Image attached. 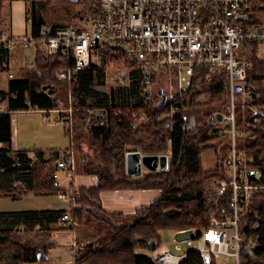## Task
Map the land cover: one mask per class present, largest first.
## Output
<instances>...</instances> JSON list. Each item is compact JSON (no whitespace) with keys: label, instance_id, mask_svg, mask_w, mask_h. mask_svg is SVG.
Listing matches in <instances>:
<instances>
[{"label":"trees","instance_id":"obj_1","mask_svg":"<svg viewBox=\"0 0 264 264\" xmlns=\"http://www.w3.org/2000/svg\"><path fill=\"white\" fill-rule=\"evenodd\" d=\"M5 1L0 0V24L3 23ZM244 1L248 12L247 27L264 26V0ZM31 2L28 10L31 35L39 36L47 25L43 15L44 6ZM90 2L91 11L83 17L89 20L97 17L100 8L99 0ZM81 19L73 26H80ZM60 27L66 25L53 24L48 33L52 35ZM3 31H0V36ZM254 45L257 49L259 44L255 42ZM40 47H36L34 62L26 68L28 75L12 79L7 93L0 95V103L8 95V110L0 112V143L5 146L0 147V175L5 178L0 181V195L57 192L53 174L57 159L61 155L59 151L46 157V153L40 150L31 157L26 150L12 149L14 112L28 110L33 106L62 111L59 103L62 98L57 97V94L50 95L49 90L43 89V86H56V83L63 82L57 80L56 76L65 67L64 59L45 52L40 54ZM10 53L11 50L1 43L0 66L6 65L8 68ZM250 61L247 77L249 94L246 96V103L259 108L261 113L256 116L249 108L238 107L237 126L248 133L243 142L253 156L250 165L257 166L264 177V59L255 54L250 57ZM103 67L78 70L70 78L71 81L66 83L68 91L74 95L71 104L76 109H83L84 117L88 115L90 119L82 126L79 124L77 130L83 127L89 138L87 144L93 153L87 162L86 171L96 181L94 187L79 189L76 209L73 210V218L78 223L69 225L62 220L66 211L63 209L0 213V264H39L48 258L44 256L48 255L49 249L46 246L40 249L15 239L12 226L16 224H40L47 228L50 223L61 221L67 224L62 227L64 230L84 226L93 240L88 247L87 244L84 245V250L78 249L72 264H155L150 256L137 250L144 248L151 251L161 244L162 230L208 226L213 214L219 218L222 216V211L227 206L226 199L218 197L212 181L225 173L228 145L215 147L218 161L212 169L203 167L201 152L206 147H214L208 144L213 139L222 138L227 141L224 136L213 133L210 121L216 111L226 108V73L221 71L211 80L202 79L196 82L188 92V95L192 94L190 101L181 105L175 121L170 123L169 120L156 118L162 108H158L155 101L146 102L142 95H137L141 76L136 71L130 72L131 87L135 93L131 104L117 102V95L105 94L103 87L96 95L93 84L98 88V85L106 83L107 74ZM222 99L224 105L218 110ZM94 107L98 110L94 111ZM142 112L147 115V119L136 117ZM198 120L207 121L199 124ZM80 131L79 139L84 133ZM66 134L69 135L68 129ZM73 142L74 140L71 141V148ZM132 147L148 155L169 154L168 168L152 171L146 169L139 176L127 175L126 153ZM14 177L25 182L23 191L17 187L18 193H15L11 188V179ZM70 188L75 189L73 177ZM146 188H157L161 193L150 205L138 208L133 215L109 212L103 206V191ZM240 227L242 236L251 242L250 246L246 243L242 246L241 263L264 264V190L244 208ZM49 229L51 228L48 227ZM41 250L44 255L39 259ZM183 264L202 263L197 254L191 252Z\"/></svg>","mask_w":264,"mask_h":264},{"label":"built area","instance_id":"obj_2","mask_svg":"<svg viewBox=\"0 0 264 264\" xmlns=\"http://www.w3.org/2000/svg\"><path fill=\"white\" fill-rule=\"evenodd\" d=\"M99 3L97 17L82 18L80 26L60 27L52 35L47 27L39 36L3 34L0 45L4 43L9 49L19 44L41 46L47 54L61 56L65 67L57 73L58 80L70 79L86 67H119L123 60L124 70L136 71L141 76L137 95H142L146 102L155 101L162 108L156 118L170 123L175 121L181 105L190 101L188 92L196 82L211 80L224 71L228 78L227 105L212 116L211 130L227 139V162L224 175L212 183L218 197L226 199L227 206L220 218L212 215L208 226L175 229L174 249L178 253L159 244L152 249L151 259L155 264H183L194 252L202 264H220L218 259L222 255L231 257L233 264H242V246L251 245L240 231L242 212L264 190V177L257 166L250 165L253 156L243 142L248 133L237 126L238 107L249 108L256 116L261 113L259 108L246 103L251 61L241 51L247 44L264 43V28L247 27L244 0H99ZM159 89L165 95L161 107L158 104L163 96L158 94ZM30 109L52 111L38 106ZM7 110L0 103V112ZM218 112L222 113L223 121L215 118ZM139 116L147 119L144 112L136 115ZM74 167L72 152L57 160L53 176L60 198H65L68 190L58 181L59 172L68 170L71 177ZM70 197L71 204L62 220L76 225L73 210L79 189L71 190Z\"/></svg>","mask_w":264,"mask_h":264},{"label":"rangeland","instance_id":"obj_3","mask_svg":"<svg viewBox=\"0 0 264 264\" xmlns=\"http://www.w3.org/2000/svg\"><path fill=\"white\" fill-rule=\"evenodd\" d=\"M91 2L90 0H52L47 2L43 9V15L47 21V28L52 27L53 24H62L66 26H73L76 23H79L80 19L86 17L89 12L91 11ZM5 24V18H3V23L0 24V31L6 30L2 29ZM255 45L254 44H247L246 51L249 52L251 55L254 56L255 54ZM36 49V46H30L25 48H14L12 51V55L14 56L11 60V63L8 64V68L6 65L0 66L6 69H0V95L2 93H7L9 82L12 79H19L26 77L28 75L27 67H30L31 63L34 62V57H32V50ZM258 55L264 57V43L259 44ZM20 49V53H18ZM40 54L44 53L45 50L41 47L39 48ZM244 54V51H241ZM46 53V52H45ZM21 56V59H20ZM28 59V61H26ZM41 61V60H40ZM124 61L121 60L117 66H104L103 68L106 71V83L104 85H98V88L93 84L95 87L94 91H96V95L98 92H101V88L107 95H117V102L119 103H126L131 104L132 96L134 98L135 93L132 91V79L129 70H124L122 68ZM9 73L13 74V77H9ZM122 77V78H121ZM57 79V78H56ZM58 80V79H57ZM63 81L61 83H56V86H50L51 90L55 89L53 94H57V97L62 98L59 100V103L62 107V111H53L49 113L42 112L36 109H28L23 111L14 112L12 114V122L15 127V138L13 142V147L17 146V148L21 149H28L34 152L30 153L33 155L36 151H44L48 153L46 157H50L54 151H59L60 156L67 152L73 153L74 159V171L73 176H78L81 174L89 175L86 171V167L88 166V161L91 159V155L93 150L89 148L87 141L88 136L86 132L83 130V127H80V132H84L81 139L78 138L79 131L77 130V126H82L83 123L87 120L90 121L88 115L84 117L83 109L75 107L72 105L73 101V93L68 91V87L66 83L71 81V79L66 80H59ZM55 83V82H54ZM47 85V84H46ZM49 86V85H48ZM6 95V94H5ZM190 93V99H191ZM5 100L2 102L4 107H7L8 95L4 98ZM125 100V101H123ZM224 105V101L220 102L218 106V110L222 108ZM70 106V107H69ZM68 107V108H66ZM75 109V110H74ZM94 111H97V108H93ZM80 110V111H78ZM75 111L77 113H75ZM93 112V111H92ZM62 113V114H61ZM88 114L87 112H85ZM89 113L90 110H89ZM64 115V116H62ZM45 117H48L46 120ZM61 116V117H60ZM192 117V116H191ZM86 121V122H87ZM207 120H198L199 124H204ZM67 129L69 130V135L66 134ZM73 142V147L71 148V141ZM208 144L213 145L214 147H206L201 152V160L203 167L205 169H212L217 164V149L215 147H223L227 144L222 138H216L211 140ZM71 148V149H70ZM68 149V150H67ZM161 161L162 157L165 159L166 166L162 168L161 164L159 169H166L169 166V154L158 155ZM142 170H145L142 168ZM147 171V170H145ZM72 176V177H73ZM70 180L71 177L68 176V170H62L59 172L58 181L61 185L65 186L68 190V194L65 198H60L58 194L52 193L46 194V196H36L34 194L24 195L22 197L17 196L14 199L11 196H7V194L0 195V211H20L25 208H44L51 207V206H59L60 208L68 209L71 204V188H70ZM75 182L76 178H75ZM77 184V183H76ZM75 188H78L75 186ZM19 190L23 191L25 186L19 185ZM79 189V188H78ZM13 192V191H12ZM6 195V196H5ZM63 224V223H62ZM70 225V224H69ZM60 226V225H59ZM84 226L79 225L75 229L77 231H81ZM177 229V228H176ZM40 231V230H38ZM37 231L35 234H28L29 232H23L19 229H14L13 236L15 239L25 243L29 246L42 247L46 246L48 250L47 260L45 262H41L39 264H72L74 261V257L72 252L70 251V245L73 242L74 233L66 232L64 235H58L57 233L56 239L57 242H53L51 245L49 243L50 239L47 238L45 235L40 236V233ZM82 233L89 236L88 233L86 234V230L83 229ZM175 229H165L161 231V244L169 247L174 253H178L174 247V238H175ZM79 233V232H78ZM45 234V233H43ZM82 237V235H80ZM52 237V238H53ZM85 242V241H83ZM87 244L86 246L88 247ZM51 246V248H50ZM81 246V242L78 244V247L86 248ZM176 248V247H175ZM140 250V251H139ZM42 251V250H41ZM137 251L142 252L143 254H147L148 256H152L153 250H147L144 248H139ZM5 255L7 253H4ZM218 263L220 264H233L234 261L229 256L222 255L221 258L218 259Z\"/></svg>","mask_w":264,"mask_h":264},{"label":"crops","instance_id":"obj_4","mask_svg":"<svg viewBox=\"0 0 264 264\" xmlns=\"http://www.w3.org/2000/svg\"><path fill=\"white\" fill-rule=\"evenodd\" d=\"M31 1H34L35 4L38 6H45V4L47 2H50L52 0H6L5 1V7H4V15H3L4 16L3 18H5V24L3 25L4 27H2V29H6V30L3 31V34L9 35V36L31 34V29H30V24H29L30 17L28 16V10L30 9L31 4H32ZM45 26H47V25H45ZM262 27L264 28V26H262ZM18 47L19 48L20 47L25 48L21 44L17 45L15 48H18ZM259 49L260 48L258 45V48L255 49V54L258 55ZM10 50H11V53H10L9 63H11V60L14 57L12 55V51L14 50V48L10 49ZM243 51L247 56H249V57L253 56L249 52L246 51L245 46L243 48ZM36 52H37L36 49L33 48L32 52H31L32 57L35 58ZM18 53H20V49H19ZM259 57L264 59V57L261 55ZM20 59H21V56H20ZM26 61H28V59H26ZM53 111L54 110H52L51 112H53ZM59 113H60V111H59ZM12 132H13V140H12V145H13L14 138L16 136L15 127L13 125V122H12ZM0 147H5V146L2 143H0ZM12 149L16 150V151L26 150V151H28L29 155H30V153L34 152V151L28 150V149L17 148V146L13 147ZM36 152H38V150ZM47 154L48 153H46V155ZM143 168L145 170L147 169L145 167H143ZM145 170H143V172ZM2 176H4V175H0V181L2 179L5 180V178H3ZM75 178H76L77 182H75ZM16 179H17V177L12 178L11 179L12 181L10 184L12 186L11 188L14 189L15 193H18L17 187L20 184L24 185L25 182L18 181ZM73 180H74L75 186L78 187L79 189L96 186V181L92 175L81 174V175H78L76 177L73 176ZM64 188H66V187L64 186ZM78 188H75V189H78ZM160 193H161V191L157 188L103 191L101 193V199L103 202V206L107 211H109V212H122V213H125L127 215H133L138 208L150 205L156 198L159 197ZM3 194H6V193H3ZM30 194H34L36 196H40V195L46 196V194H37L35 192H29L26 194H21L19 196L22 197L24 195H30ZM17 195L14 196V194H11V193L7 194V196H11L14 199L17 198ZM51 195H53V194H51ZM45 208L67 210L66 208H60L59 206H51V207H45ZM42 209H44V208L32 207V208H25V209H22L20 211H23V210H42ZM2 212H11V211H0V213H2ZM62 223L63 222H61V221L50 223V225L48 227L51 229H49V230H48V227L43 228V226H41L40 224H35L33 226H29V225H25V224H16L15 226H12V227L14 229H19L20 232L21 231L29 232L28 234H35V233H37L38 230H40V231H38L40 233V236L44 237V235H45L47 238L50 239L49 243L52 245L53 242H57L56 239H54L57 235V233H55V232H58V235H64L66 232H69L67 230L62 229L63 226H67V224H65V223L62 224ZM83 229H81V231H79V230L77 231V229L70 230V232H73V233L75 232L74 237H73V242L70 245V251L72 252L73 257L76 256L78 249H83L85 247L84 245L91 243L93 240L92 236H87V235H85V233H82ZM43 233H45V234H43ZM87 233L88 232H86V234ZM80 235H82V237ZM53 236H55V237H53ZM83 241H85V242H83ZM80 242H81V246L83 248L78 247V244Z\"/></svg>","mask_w":264,"mask_h":264},{"label":"water","instance_id":"obj_5","mask_svg":"<svg viewBox=\"0 0 264 264\" xmlns=\"http://www.w3.org/2000/svg\"><path fill=\"white\" fill-rule=\"evenodd\" d=\"M43 89H48L49 94L52 95L54 92L51 90V88L48 85H44ZM158 94L163 96V100L159 102L158 106L161 107L165 100V95L162 94V90H158ZM215 118L218 121H223V115L222 113L218 112L215 115ZM214 117L210 118V121H212ZM228 126V125H227ZM165 159L162 157L161 161L159 159L158 155H148L143 154L141 151H139L136 147L128 148L126 153V173L129 176H139L142 174L143 170L142 168L145 167L148 170H159L160 164L161 167L164 168L166 166ZM40 253V258L43 257L42 251ZM45 257L47 255H44Z\"/></svg>","mask_w":264,"mask_h":264}]
</instances>
